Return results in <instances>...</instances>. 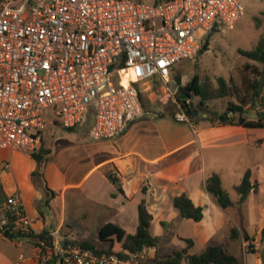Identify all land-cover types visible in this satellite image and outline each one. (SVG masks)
Listing matches in <instances>:
<instances>
[{"label": "crops", "instance_id": "0c3cea01", "mask_svg": "<svg viewBox=\"0 0 264 264\" xmlns=\"http://www.w3.org/2000/svg\"><path fill=\"white\" fill-rule=\"evenodd\" d=\"M170 81L162 83V88L169 90ZM151 82L142 87L148 85L150 90ZM142 87L140 93L145 100L153 101L154 92L145 96ZM261 92L264 95V82ZM146 108L122 133L102 141L92 140L93 121L89 119L74 129H64L53 121L42 138V147L50 151L42 168L43 179L55 193L47 205L43 187L31 179L37 167L35 160L23 152L0 149V220L5 214L7 197L18 193L33 233L47 232L53 245L91 242L106 249L98 239L99 229L112 223L134 234L138 227V205L145 201L152 216L150 234L160 241L158 247L146 248L124 264H152L158 252L185 248L184 239L193 241L188 253L199 254L208 245L220 244L232 227L239 232V238L231 242L230 252L243 264H261L264 128L221 125L206 120L203 110L206 116L199 120L178 122L175 114L185 112L180 106L181 110L173 113L164 106L160 111ZM247 171L253 188L239 204L234 187ZM107 173L119 179L121 191L108 180ZM212 174L219 176L228 194V189L232 192L233 195L229 194L232 207L221 209L204 190V181ZM181 194L203 208L200 222L178 219L172 201ZM247 207L257 212L248 211ZM162 223H167V228ZM42 262L40 249L32 240H10L1 233L0 264Z\"/></svg>", "mask_w": 264, "mask_h": 264}, {"label": "built area", "instance_id": "2783aa9c", "mask_svg": "<svg viewBox=\"0 0 264 264\" xmlns=\"http://www.w3.org/2000/svg\"><path fill=\"white\" fill-rule=\"evenodd\" d=\"M244 15L238 0H0V149L39 151L49 108L64 129L94 110L92 140L114 138L143 114V84L169 83L173 69L202 50L204 36L233 28ZM175 119L190 122L183 111ZM4 212L1 233L7 215L32 232L18 193L7 197ZM47 259L124 264L71 242L56 243Z\"/></svg>", "mask_w": 264, "mask_h": 264}, {"label": "trees", "instance_id": "16d2710c", "mask_svg": "<svg viewBox=\"0 0 264 264\" xmlns=\"http://www.w3.org/2000/svg\"><path fill=\"white\" fill-rule=\"evenodd\" d=\"M201 52V51H200ZM199 52V53H200ZM238 53L244 58L262 65L259 68L256 65L246 64L245 70L252 72L253 80L248 84V87L243 95L238 96L237 102H228L226 110L222 114L216 111L209 112V102L227 98L233 92V86L228 85L224 79H217V87L213 88L205 83L200 82L199 77L194 75L193 78L186 84L185 87H179L180 92L186 89L188 100L193 97H198L197 107L206 112V120L216 122L221 125H238L246 128H264V110H257L256 108L264 106V95L259 90L261 80L264 79V33L257 46L252 50L239 49ZM236 93L239 90L234 87ZM234 91V92H235ZM139 98L143 108H146V100L140 93ZM178 105L190 117L188 110L183 105L182 101L177 100ZM247 111L255 112L256 114L263 113L262 117L256 119L243 117ZM192 121L199 120V117L190 118ZM50 151L41 146L40 150L30 155L36 162L37 167L31 174L32 182L35 185L43 187L46 193L47 205L49 200L55 196V193L48 189L43 179L42 168L49 159ZM108 180L115 185L120 191L119 179L112 173L106 174ZM250 171H247L240 184L234 187V191L238 195V203H243L253 185L250 181ZM204 190L208 193L221 209H227L234 204L230 200L229 194L222 188L221 181L218 175H210L203 184ZM1 193V186H0ZM173 206L178 212V219H189L194 222H200L203 218V208L195 206L192 200L185 194L174 197ZM8 223L5 226L2 235L10 240L29 239L33 244L40 249L43 264H50L47 259L49 252L54 251L53 238L47 233L42 232L35 234L33 232H25L13 225L14 218L7 215ZM152 216L149 213L145 201H141L138 205V227L134 234H129L119 226L107 223L103 225L98 232V239L100 243L106 245L105 248H99L91 242H71L81 247L91 249L94 253L100 255L102 253L112 254L117 256L124 262L131 260V255L138 256L146 248H156L160 241L159 238L153 237L150 234V225ZM162 226H168L167 223H162ZM239 238V232L236 228L230 229V234L218 245H208L202 252L196 255H190L188 250L193 246V241L184 239L186 247L181 250H172L169 253H156L152 260V264H243L242 260L230 252L231 242ZM245 240H249L247 235H244ZM262 242H264V229L262 230ZM53 255V254H52Z\"/></svg>", "mask_w": 264, "mask_h": 264}, {"label": "rangeland", "instance_id": "374dc122", "mask_svg": "<svg viewBox=\"0 0 264 264\" xmlns=\"http://www.w3.org/2000/svg\"><path fill=\"white\" fill-rule=\"evenodd\" d=\"M142 4H159L164 0H131ZM245 9V15L238 20L233 28H220L218 31L211 32L203 37V44L208 42L207 50L201 52L192 61H185L178 64L171 74V81L168 89L162 88V82L154 79L150 83V90L148 85H144V95L148 96L149 92H154L153 101H146L147 108H155L160 111L164 106L169 112L181 110L177 106L179 98V87L176 84L177 77H182V86L193 78L194 75L199 77L200 82L205 83L213 88L217 87V79L222 78L224 81L233 86V92L227 98L213 100L209 102V112L216 111L217 115L222 114L227 107L228 102H237L238 96L243 95L248 84L253 80L252 72L245 70L246 64L256 65L262 68V65L252 62L238 53L239 49L252 50L257 46L264 33V0H238ZM201 36V33L197 34ZM202 44V46H203ZM234 87L239 90L237 94ZM235 91V92H234ZM198 97H193L192 103L197 107ZM163 101L164 103H162ZM264 110V106L260 107ZM93 109V108H92ZM56 109L49 108L44 113L45 129L43 134L47 132L52 122L57 120L54 115ZM94 110L89 114V121L94 118ZM257 111V110H256ZM255 113V112H252ZM55 123V122H54ZM56 124V123H55ZM61 133L62 128L58 127ZM228 189V185H226ZM229 194L233 195L230 189ZM254 209V208H253ZM251 207H247L248 211L255 212ZM257 212V211H256ZM251 257V255H250Z\"/></svg>", "mask_w": 264, "mask_h": 264}, {"label": "water", "instance_id": "95a60500", "mask_svg": "<svg viewBox=\"0 0 264 264\" xmlns=\"http://www.w3.org/2000/svg\"><path fill=\"white\" fill-rule=\"evenodd\" d=\"M207 48H208V42H205L202 46V50H207ZM263 82H264V79L261 80L260 87H259L260 91H262ZM176 84L178 87L182 86L181 77H177ZM180 96H181V101L183 105H185V108L188 110L190 118L206 116V114L202 110L195 108L193 103L190 100H188L187 95H186V89L180 92ZM262 116H263V113L256 114L250 111H247L246 113L243 114V117L251 118V119H256L257 117H262ZM0 235H1V231H0ZM259 259H260V263L264 264V246L262 247V250L259 253Z\"/></svg>", "mask_w": 264, "mask_h": 264}, {"label": "bare ground", "instance_id": "6f19581e", "mask_svg": "<svg viewBox=\"0 0 264 264\" xmlns=\"http://www.w3.org/2000/svg\"><path fill=\"white\" fill-rule=\"evenodd\" d=\"M122 83H123L124 85H126V77H123V78H122Z\"/></svg>", "mask_w": 264, "mask_h": 264}]
</instances>
